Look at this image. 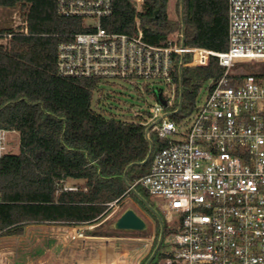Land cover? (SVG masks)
<instances>
[{
    "label": "built area",
    "instance_id": "1",
    "mask_svg": "<svg viewBox=\"0 0 264 264\" xmlns=\"http://www.w3.org/2000/svg\"><path fill=\"white\" fill-rule=\"evenodd\" d=\"M56 9L87 27L58 44L56 73L131 84L144 100L131 118L148 128V138L152 132L165 142L149 171L130 184L158 201L167 222L155 264H264V75L238 69L241 62L264 63V0H228L223 51L187 46L181 31L150 43L137 16L134 32L107 31L101 19L111 13V0H56ZM0 38L10 40L3 49L10 52L12 33ZM177 55H189L180 65L193 66L214 56L223 71L208 80L190 114L173 119ZM14 132L0 126V158L11 152Z\"/></svg>",
    "mask_w": 264,
    "mask_h": 264
},
{
    "label": "trees",
    "instance_id": "2",
    "mask_svg": "<svg viewBox=\"0 0 264 264\" xmlns=\"http://www.w3.org/2000/svg\"><path fill=\"white\" fill-rule=\"evenodd\" d=\"M111 1V13L101 19L107 31L134 32L137 16L150 43L164 44L171 33L180 32V22L168 15L169 0H142L141 11H136L134 0ZM0 8H17L27 29L25 33L20 24L0 26V33H12L10 52L3 51L10 40L0 44V126L19 135L18 152L0 158V236L20 235L33 223H100L111 203L120 202L127 193L158 225L122 178L129 163L142 161L148 153L145 125L95 108L98 79L56 73L58 44L85 31L84 19L59 14L56 0H0ZM182 19L185 45L226 49L228 0H183ZM181 59L174 57L173 79L177 87L181 83L183 93L181 109L171 115L173 119L190 114L208 80L223 71L214 56L199 66L179 67ZM189 59L185 55L183 63ZM260 65L251 73L264 75V63ZM176 107L177 103L169 109ZM149 138L150 158L128 168L130 184L149 171L154 153L165 145L155 133ZM68 179L82 182L69 188ZM135 188L153 205L140 185ZM91 233L87 232L96 235ZM158 255L159 250L150 264Z\"/></svg>",
    "mask_w": 264,
    "mask_h": 264
},
{
    "label": "rangeland",
    "instance_id": "3",
    "mask_svg": "<svg viewBox=\"0 0 264 264\" xmlns=\"http://www.w3.org/2000/svg\"><path fill=\"white\" fill-rule=\"evenodd\" d=\"M134 1L136 4V0ZM168 15L180 22L181 31L180 0H169ZM22 20L23 17L17 8H0L1 27L16 26L21 24ZM178 32L179 30L174 31L169 35V38H173ZM260 64L262 62L257 61L248 62V66L238 64V69L242 72L251 73L258 69ZM159 87L164 91L167 90L164 84H160ZM143 101L141 94L131 84L124 83L119 79L99 82V87L93 96L95 108L105 115L117 118H131V108L141 105ZM147 101L152 103L154 100L147 98ZM9 137L12 140L10 151L12 153L18 152V133L14 132ZM145 192L148 194L147 191ZM148 196L153 206L160 214H163L158 201L150 194ZM126 208H132L144 220L146 226L143 230H125L113 227V222ZM165 223L167 224L166 221ZM52 225L58 224H28L20 235L0 236V264H68L66 262L69 260L70 264H144L155 247L159 234V224L157 225L150 214L128 193L120 202L112 205L100 223L75 225V229H72L73 233L90 235L87 234L89 231L96 234L93 236L97 237L85 241L70 239L72 242L65 247L60 242L56 249L49 250L54 245L49 241L52 239L58 241L50 236ZM168 231L164 230V235ZM66 232L60 230L59 234ZM55 234L58 235V232ZM66 238L68 241L69 238ZM164 248V245L161 246L159 253ZM65 258L69 260H65Z\"/></svg>",
    "mask_w": 264,
    "mask_h": 264
},
{
    "label": "water",
    "instance_id": "4",
    "mask_svg": "<svg viewBox=\"0 0 264 264\" xmlns=\"http://www.w3.org/2000/svg\"><path fill=\"white\" fill-rule=\"evenodd\" d=\"M182 14H183V0H180V16H181V39L184 41V36H183V26L184 22L182 19ZM181 67V65H180ZM182 93H183V87L180 83L179 85V95H178V106L175 110V112H179L181 109V104H182ZM158 98L162 103L164 101L160 98L159 93H158ZM170 114V112H169ZM147 130L148 128L145 129V137L148 141L149 144V150L147 155L142 161L139 162H131L129 163L122 175V178L127 185V187H130V183L127 182L126 180V172L129 167L134 166V165H143L145 164L152 153L153 149V144L150 138L147 136ZM131 192L141 201V203L147 208V210L153 214V216L156 218L158 224H159V234H158V240L153 248L151 254L148 256V258L145 260L144 264H150V262L153 260V258L156 256L158 250L161 247L163 235H164V221L159 213V211L144 197L142 196L134 187H130ZM146 224L144 220L132 209V208H126L121 214L116 218V220L113 222V227L116 229H125V230H143L145 228Z\"/></svg>",
    "mask_w": 264,
    "mask_h": 264
},
{
    "label": "crops",
    "instance_id": "5",
    "mask_svg": "<svg viewBox=\"0 0 264 264\" xmlns=\"http://www.w3.org/2000/svg\"><path fill=\"white\" fill-rule=\"evenodd\" d=\"M82 182V180H73V179H68L67 181H66V186L67 187H69V188H73L72 186H74V184H77V183H81ZM53 227H50V228H52V233H51V237L52 238H55V239H57L58 241H56V240H50L49 242H51V243H53L54 245H52L50 248H49V250L50 249H52V248H55L56 249V246L61 242L62 243V245L65 247L67 244H70L71 242H72V240H70V239H80V240H82V241H85V240H87V239H90V238H94V237H97V236H93V235H83V234H78V232H76V233H73L72 232V229H75V227L74 226H72V225H61V224H58V225H52ZM56 227V228H55ZM80 229V228H79ZM60 230H62V231H64V232H66V233H62V234H59V231ZM73 231H75V230H73ZM56 232H58V235H56L55 233ZM66 237H68L69 238V240L68 241H66ZM75 241V240H74ZM76 242V241H75ZM65 260H69V259H67V258H65ZM70 262V260L68 261V262H66V263H68V264H70L69 263Z\"/></svg>",
    "mask_w": 264,
    "mask_h": 264
},
{
    "label": "bare ground",
    "instance_id": "6",
    "mask_svg": "<svg viewBox=\"0 0 264 264\" xmlns=\"http://www.w3.org/2000/svg\"><path fill=\"white\" fill-rule=\"evenodd\" d=\"M7 41H9L8 38H0V44H4V43H6Z\"/></svg>",
    "mask_w": 264,
    "mask_h": 264
}]
</instances>
